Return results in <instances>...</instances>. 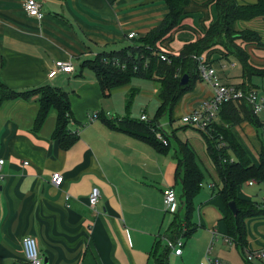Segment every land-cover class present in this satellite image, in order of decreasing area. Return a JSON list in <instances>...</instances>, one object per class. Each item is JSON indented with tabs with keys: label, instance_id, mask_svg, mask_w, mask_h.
Segmentation results:
<instances>
[{
	"label": "crops",
	"instance_id": "crops-1",
	"mask_svg": "<svg viewBox=\"0 0 264 264\" xmlns=\"http://www.w3.org/2000/svg\"><path fill=\"white\" fill-rule=\"evenodd\" d=\"M24 1L0 0V83L25 92L62 85L60 81L67 78L69 91L58 88L68 97L72 117L68 129L76 140L62 148L52 138L54 108L34 128L37 94L0 102V264H27L21 246L24 236L35 238L46 264H153L150 252L155 240L165 236L173 219L164 211L163 190L174 189L179 200L178 146L170 144L159 152L149 143L107 126L102 115L107 120L129 118L112 113L123 114L118 96L122 94L123 101L130 102L136 89L128 83L103 95L95 76L82 75L88 69L79 64L103 49L122 48L129 43L126 35L130 32L135 39L144 37L165 18L167 6L163 0H36L43 12V18L37 20L25 13ZM197 1L186 7L189 14L181 19L171 41L160 46L167 52L178 54L185 43L200 38L215 18L212 0ZM252 47L259 60L264 51ZM56 60L71 62L74 71L48 78ZM223 60L218 52L210 57L219 81L240 85V72L233 62L232 71H224L218 65ZM156 86L159 93V84ZM212 94L208 81L197 80L174 107L175 117L197 108ZM125 111L130 113L127 107ZM94 113L96 118H92ZM231 130L257 165L258 131L246 121ZM204 151L209 159L206 146ZM208 166L210 180L203 183L194 200L197 216L191 219L195 230L181 238V252H171L169 264H207V258L227 264L222 261L221 248L232 242L226 236L223 202L212 192L216 174L212 164ZM53 172L62 176L58 187L50 182ZM255 184L249 181L238 187V198L264 203L260 186L259 198L241 191L243 186ZM93 187L99 191V200L91 209L88 195ZM245 230L248 250L264 248V215L245 219ZM214 247L221 257H212Z\"/></svg>",
	"mask_w": 264,
	"mask_h": 264
},
{
	"label": "trees",
	"instance_id": "trees-1",
	"mask_svg": "<svg viewBox=\"0 0 264 264\" xmlns=\"http://www.w3.org/2000/svg\"><path fill=\"white\" fill-rule=\"evenodd\" d=\"M163 1L167 6V15L144 37L129 38V43L122 48L112 51L103 49L93 58L83 59L79 64L81 68L93 72L103 95H107L114 88L130 83L134 77L152 79L159 84V107L153 119L142 121L125 117L107 120L105 116H101L111 129L137 137L159 152L166 151L170 147L169 137L160 127V118L168 114L171 122L174 107L186 93L193 89L195 82L201 80L196 57L205 54L209 65L212 64L210 57L217 52L226 60H235L240 65L242 80L237 88L244 92L257 91V85L252 82L253 78H264V68L255 66L249 61L250 54L244 47V45L264 46L260 34L255 30L247 28L240 30L234 27L238 22L259 17L264 23V0H256L255 3L244 6L237 4V0H212L216 16L205 28L203 35L196 41L185 43L176 55L170 51L165 52L166 60H161L160 46H163V42L171 41L173 31L181 27V19L189 14L186 7L193 0ZM237 40L240 41L239 44L244 45L237 44ZM113 60H117L118 64H114ZM183 75H187L188 80L181 85L180 80ZM28 93L39 94V109L34 128H39L49 109L54 108L56 126L52 138L57 139L62 148L71 146L76 137L68 129L72 117L69 100L64 91L52 85H44L31 91L16 92L0 83V102L4 99L25 97ZM244 121L258 131L261 139L257 165L251 161L231 130L233 126ZM183 127L192 128L204 137L206 153L217 179L212 192L221 198L225 210L226 236L244 256L247 250L245 219L264 215L262 201L244 200L237 196L238 187L249 181L256 183L264 190V135L260 118L254 115L250 106L241 99L222 103L216 120L210 125L211 129L202 131L188 125ZM155 131L162 133L167 142L166 146L156 139ZM173 138L178 146V154L175 158L176 179L180 184L179 204L178 209L172 214L173 219L168 232L155 240L150 252L153 264H169L171 250L167 247L166 240L185 238L195 230L191 219L194 200L205 178L195 149L188 141L182 142L175 136ZM231 201L235 203L236 215L232 214L228 206Z\"/></svg>",
	"mask_w": 264,
	"mask_h": 264
},
{
	"label": "built area",
	"instance_id": "built-area-1",
	"mask_svg": "<svg viewBox=\"0 0 264 264\" xmlns=\"http://www.w3.org/2000/svg\"><path fill=\"white\" fill-rule=\"evenodd\" d=\"M23 9L25 13L37 20L43 18V12L40 4L36 0H25L23 2ZM134 37V33L130 32L127 34V38ZM160 58L166 60L165 49L160 47ZM198 60V69L200 72L201 80L208 81L212 88L213 94L210 98L201 102L200 106L192 109L189 112L180 116V123L194 127L198 130L206 131L211 129L210 125L216 120L219 106L222 103L229 101H236L243 99L251 108L254 115L260 118L261 124L263 125L264 135V94L259 91L244 92L238 89L236 85H225L221 83L216 75L215 68L212 65L207 64L205 54L196 57ZM114 64H118L117 60H113ZM74 71L73 65L69 61L56 60L52 63L48 70V78L54 77L58 72L60 73H72ZM97 114L94 113L92 118H96ZM140 119L146 121L145 115H141ZM155 137L164 146L167 145L166 140L162 136L160 131H155ZM232 161V159H230ZM3 160L0 159V166ZM1 179V174H0ZM50 182L58 187L62 183V176L59 172H53L50 176ZM250 183H252L250 181ZM99 200V191L96 187H93L88 195V205L91 209H94L95 205ZM162 201L164 211L173 214L175 207L178 203V197L174 189L166 188L162 192ZM167 247L175 255H179L181 252L182 239L166 240ZM22 252L27 264H44V259L39 253L37 242L32 236H24L21 241ZM244 260L250 264L256 262L258 264H264V248L258 250H246L244 253ZM207 264H223L218 259L207 258Z\"/></svg>",
	"mask_w": 264,
	"mask_h": 264
},
{
	"label": "rangeland",
	"instance_id": "rangeland-1",
	"mask_svg": "<svg viewBox=\"0 0 264 264\" xmlns=\"http://www.w3.org/2000/svg\"><path fill=\"white\" fill-rule=\"evenodd\" d=\"M198 1L204 2L206 0H198ZM255 2L256 0H237V4L243 5V6L248 5V4H253ZM234 27L240 30L243 28H247V29L257 31L262 38V42L264 43V23L260 17L254 18L246 22H238L234 25ZM236 43L239 44L240 41L237 40ZM239 45L242 46L244 44L242 43ZM244 47H246L248 52H249V49L251 50V53L249 52L250 54L249 61L255 66L264 68V52H261L262 54L258 56L259 60H257L256 59L257 57L255 58L254 56L255 54L252 52V49H251L252 46L247 47L246 45H244ZM252 48L264 51V46L256 45V46H253ZM232 62L234 65L233 66L234 69L241 73L240 65L233 59L219 61L218 65L224 71L230 72L232 71V66H231ZM82 75L84 76L93 75L94 76L91 70H88V71L86 70V72H82ZM60 82L63 83L64 85L62 84L63 85L62 86L61 84L54 83V86H57V87L60 86V89L62 88V90L69 91L67 78L62 79V81ZM252 82L253 84L257 85V88H256L257 91L262 92V94H264V78L255 77L253 78ZM156 84L157 83L152 79L139 78V77L132 78L130 85L132 86V88L136 89L134 91L136 93L134 94L133 99L130 102L128 101V99L123 101V95L120 94L118 96V99H119L118 107H120V109L124 107V113L122 114V113L113 112L112 114H116L117 116H127L135 120H139V116L143 114L145 115L147 119L146 121L153 119L159 107V101L157 99L158 93H156V90L158 87L156 86ZM33 94H36V93H28L25 97L29 98V96ZM37 96L39 98L38 93H37ZM112 102H116V101L113 100ZM125 107L128 108V112H130L129 114L126 113ZM174 112H175V109L174 111H172V118L174 116V119L171 122L169 121L168 114H165L164 116L160 118L159 120L160 127L162 131L166 133V135H168L171 145L177 144L176 140L173 138V136H175L178 139H180L182 142H186L185 140H187L190 143V145L195 149L198 155V158H199L200 168L205 174V178H204V185H205L206 182L210 180V177L207 171H209L208 164L210 165L211 162L209 159L206 158L205 153H204L205 152L204 149L206 146L204 142L205 141L204 137L198 131L192 128L183 127V124L180 123L179 119L175 117ZM259 189H260L259 186L255 184L253 186L250 185V187L243 186L241 191L245 195L248 193L251 198L252 197L259 198L260 197L259 194L262 191V189H260L261 191ZM251 190H253L256 193H253ZM196 208H197V202L194 201V211H193L192 219H195V217L197 216ZM221 250H222V253H224L222 257L223 262H227V264H248L247 262H245L244 256H242L238 252V250L235 248V246L232 243L223 244ZM217 251L218 249L214 247L212 251V257L220 256L219 253H216ZM252 264H258V263L252 262Z\"/></svg>",
	"mask_w": 264,
	"mask_h": 264
},
{
	"label": "water",
	"instance_id": "water-1",
	"mask_svg": "<svg viewBox=\"0 0 264 264\" xmlns=\"http://www.w3.org/2000/svg\"><path fill=\"white\" fill-rule=\"evenodd\" d=\"M187 80H188L187 75H183V76L181 77L180 84H181V85L185 84V83L187 82ZM228 206H229V208H230L232 214H233V215H236V213H237V209H236L235 203H234L233 201H231V202L228 203ZM44 264H46V260H45V259H44Z\"/></svg>",
	"mask_w": 264,
	"mask_h": 264
}]
</instances>
